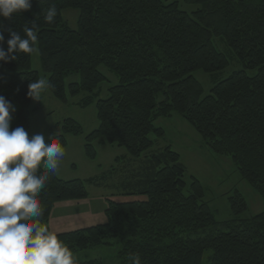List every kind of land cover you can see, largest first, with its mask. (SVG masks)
Returning a JSON list of instances; mask_svg holds the SVG:
<instances>
[{
  "label": "trees",
  "instance_id": "1",
  "mask_svg": "<svg viewBox=\"0 0 264 264\" xmlns=\"http://www.w3.org/2000/svg\"><path fill=\"white\" fill-rule=\"evenodd\" d=\"M185 2L196 10L183 11L178 0H31L29 10L0 17L5 49L9 30L23 35L25 25H37L38 51L0 62V95L15 109L11 130H28L32 113L40 108L27 96L28 85L40 80L33 68L37 53L49 76L47 89L56 99L66 102L68 93L83 94L79 106H96L99 127L86 137L89 159H96L97 141L124 148L138 160L150 153L133 183L123 187L147 200H108L107 224L57 234L73 254L109 246L117 238L119 264H133L134 257L140 264H203L208 251L213 252L209 264H264V211L243 220L248 204L237 191L229 198L234 218L216 221L202 184L195 177L186 180L180 155L170 146L153 151L165 134L156 122L178 114L210 151L232 159L264 202V0ZM53 6L57 14L49 23L45 15ZM66 10L79 12L76 29L64 19ZM217 40L226 52L219 50ZM232 61L241 69L226 79L215 78ZM101 67L118 78L106 99L100 98L101 86L108 82ZM197 72L212 77L205 96ZM73 76L79 80L67 87ZM62 129L64 135L55 142L64 148L65 135L83 134L72 119ZM47 176L38 198L40 223L48 228L56 204L82 201L89 196L87 184L102 186L108 178L64 181L56 173Z\"/></svg>",
  "mask_w": 264,
  "mask_h": 264
},
{
  "label": "rangeland",
  "instance_id": "2",
  "mask_svg": "<svg viewBox=\"0 0 264 264\" xmlns=\"http://www.w3.org/2000/svg\"><path fill=\"white\" fill-rule=\"evenodd\" d=\"M178 2L185 12L192 13L196 10V6L187 4L185 0H178ZM78 13L76 10L63 12L64 19L72 29L77 28ZM217 42L218 40L216 44L219 50L226 52V46ZM33 62V68L40 72V79L47 81L49 76L42 72L37 53L33 56ZM240 69L241 66L232 61L230 66L215 78L226 79ZM100 70L108 78V82L101 86L100 98L106 99L107 89L112 85H117L118 78L105 67H101ZM195 77L204 88L203 96L207 95L213 85L212 77L203 72H197ZM77 80H79L78 76L69 77L66 80V86L68 87L71 82ZM84 97L83 94L71 97L68 93L67 101L61 102L46 87L41 92L40 100H36V103H40V108L32 113L28 129L30 138L32 134L43 132L46 137L53 138L50 142H55L57 137L64 135L62 124L68 119L75 120L82 126L83 134L64 136L67 143L65 155L59 162L56 175L64 181H88L108 177L102 186L86 185L88 198L82 201L60 202L54 206L48 226L56 234L107 224L109 221L106 214L108 200L115 202L147 200L145 196L124 192L123 187L129 182L133 183L145 163L143 158L150 153L138 160L132 158L124 148L107 143L101 144L97 141L93 144L97 153L96 159L91 160L86 156V137L99 127V121L95 104L87 108L79 106V102ZM156 126L162 128L165 134L162 139H157L153 151L170 146L180 155V161L187 169L186 180L189 181L191 177H195L202 184L205 189V201L210 205L216 221L223 223L234 218L229 198L237 191L243 195L248 204V210L241 216L243 220L250 219L264 211L262 197L241 177L232 159L210 151L195 128L180 115L174 114L170 118L159 119ZM152 138L156 139L154 136ZM115 169L116 171L110 175V172ZM120 246L121 242L116 238L109 246L73 255L76 262L96 259L103 264H119ZM212 253L208 251L205 254L203 264H209V257Z\"/></svg>",
  "mask_w": 264,
  "mask_h": 264
},
{
  "label": "clouds",
  "instance_id": "3",
  "mask_svg": "<svg viewBox=\"0 0 264 264\" xmlns=\"http://www.w3.org/2000/svg\"><path fill=\"white\" fill-rule=\"evenodd\" d=\"M31 8V0H0V17L10 18ZM57 14L47 10L46 22ZM37 25H25L23 35L9 30L7 48L0 30V62L16 59L21 52L32 54L38 49ZM50 85L45 79L32 81L27 96L40 100L41 92ZM13 105L0 95V264H77L73 252L57 234L40 223L43 215L39 194L55 173L65 155V148L53 138L38 132L29 137L24 127L10 130ZM46 171H41V170ZM39 173V174H38ZM140 264L139 257L132 258Z\"/></svg>",
  "mask_w": 264,
  "mask_h": 264
},
{
  "label": "crops",
  "instance_id": "4",
  "mask_svg": "<svg viewBox=\"0 0 264 264\" xmlns=\"http://www.w3.org/2000/svg\"><path fill=\"white\" fill-rule=\"evenodd\" d=\"M56 206V205H55ZM52 215V214H51Z\"/></svg>",
  "mask_w": 264,
  "mask_h": 264
}]
</instances>
